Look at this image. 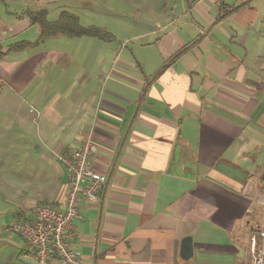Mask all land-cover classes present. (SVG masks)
Listing matches in <instances>:
<instances>
[{
  "label": "crops",
  "instance_id": "crops-1",
  "mask_svg": "<svg viewBox=\"0 0 264 264\" xmlns=\"http://www.w3.org/2000/svg\"><path fill=\"white\" fill-rule=\"evenodd\" d=\"M138 7L120 48L41 39L29 9L0 14V134L29 151L12 177L25 198L14 219L34 204L65 209L58 155L91 135L106 183L97 202L80 199L71 247L82 264L250 263L247 224L264 225V0ZM18 43L29 44L9 50ZM20 238L15 264H37Z\"/></svg>",
  "mask_w": 264,
  "mask_h": 264
},
{
  "label": "built area",
  "instance_id": "built-area-1",
  "mask_svg": "<svg viewBox=\"0 0 264 264\" xmlns=\"http://www.w3.org/2000/svg\"><path fill=\"white\" fill-rule=\"evenodd\" d=\"M93 150L91 135L86 136L79 148L67 149L58 155L69 178V188L64 210L44 204H34L27 209L29 216L15 218L10 228L34 247L37 264H47L51 257H58L63 264H82L71 247L76 234L74 224L80 199L97 202L99 193L106 183L104 175L94 171L90 164ZM250 263L264 264V225L257 221L247 224Z\"/></svg>",
  "mask_w": 264,
  "mask_h": 264
},
{
  "label": "rangeland",
  "instance_id": "rangeland-1",
  "mask_svg": "<svg viewBox=\"0 0 264 264\" xmlns=\"http://www.w3.org/2000/svg\"><path fill=\"white\" fill-rule=\"evenodd\" d=\"M140 0H0V14L14 9L48 10V19L54 21L63 8L79 18L83 26H95L113 35L110 42L119 47L126 42L129 30L139 29L134 20L139 16ZM142 11V10H141ZM37 37V36H36ZM34 37V38H36ZM67 39V38H66ZM20 134H0V264H15L14 246L22 242L19 234L10 228L16 212L22 208L25 198L14 192L18 183L12 181L13 174L22 175L26 169L28 152L11 146V136ZM19 139V138H18ZM22 145H24L22 141ZM17 158V159H16ZM18 165H13V161ZM20 178V176H19ZM25 185V182H22Z\"/></svg>",
  "mask_w": 264,
  "mask_h": 264
},
{
  "label": "trees",
  "instance_id": "trees-1",
  "mask_svg": "<svg viewBox=\"0 0 264 264\" xmlns=\"http://www.w3.org/2000/svg\"><path fill=\"white\" fill-rule=\"evenodd\" d=\"M26 15L40 25L41 39L49 36H56L58 34L66 35L69 37L93 36L107 40L113 39L112 35L105 32L104 30L93 26L85 27L81 25L77 16L67 11H63L59 19L55 21H51L48 19V13L46 10L26 11ZM28 44L29 43H18L13 45L9 50H20ZM2 54H4V52L0 46V55ZM19 218L24 219V216L19 214Z\"/></svg>",
  "mask_w": 264,
  "mask_h": 264
},
{
  "label": "water",
  "instance_id": "water-1",
  "mask_svg": "<svg viewBox=\"0 0 264 264\" xmlns=\"http://www.w3.org/2000/svg\"><path fill=\"white\" fill-rule=\"evenodd\" d=\"M193 254H194V247H193L192 237L190 236L185 237L182 240L181 257L184 260H189L190 258L193 257Z\"/></svg>",
  "mask_w": 264,
  "mask_h": 264
}]
</instances>
